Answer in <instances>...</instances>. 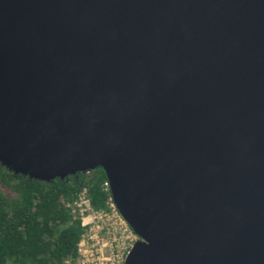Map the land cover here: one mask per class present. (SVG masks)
Segmentation results:
<instances>
[{
	"label": "water",
	"instance_id": "water-1",
	"mask_svg": "<svg viewBox=\"0 0 264 264\" xmlns=\"http://www.w3.org/2000/svg\"><path fill=\"white\" fill-rule=\"evenodd\" d=\"M0 164L102 168L124 264H264V0H0Z\"/></svg>",
	"mask_w": 264,
	"mask_h": 264
},
{
	"label": "trees",
	"instance_id": "trees-1",
	"mask_svg": "<svg viewBox=\"0 0 264 264\" xmlns=\"http://www.w3.org/2000/svg\"><path fill=\"white\" fill-rule=\"evenodd\" d=\"M106 183L102 168L45 182L0 164V264L75 259L85 228L73 205L85 192L92 209H105L110 196Z\"/></svg>",
	"mask_w": 264,
	"mask_h": 264
},
{
	"label": "built area",
	"instance_id": "built-area-1",
	"mask_svg": "<svg viewBox=\"0 0 264 264\" xmlns=\"http://www.w3.org/2000/svg\"><path fill=\"white\" fill-rule=\"evenodd\" d=\"M106 189L110 191L108 181ZM73 206L81 216L85 232L77 257L66 264H124L139 237L120 214L111 193L105 209H92L85 192Z\"/></svg>",
	"mask_w": 264,
	"mask_h": 264
},
{
	"label": "rangeland",
	"instance_id": "rangeland-1",
	"mask_svg": "<svg viewBox=\"0 0 264 264\" xmlns=\"http://www.w3.org/2000/svg\"><path fill=\"white\" fill-rule=\"evenodd\" d=\"M4 191H6V192H8V190H6V189H3ZM9 193V192H8Z\"/></svg>",
	"mask_w": 264,
	"mask_h": 264
}]
</instances>
